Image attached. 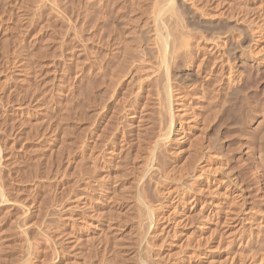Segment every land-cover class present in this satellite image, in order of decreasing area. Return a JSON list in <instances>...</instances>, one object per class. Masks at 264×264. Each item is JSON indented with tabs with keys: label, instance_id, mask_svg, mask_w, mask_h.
<instances>
[{
	"label": "rangeland",
	"instance_id": "rangeland-1",
	"mask_svg": "<svg viewBox=\"0 0 264 264\" xmlns=\"http://www.w3.org/2000/svg\"><path fill=\"white\" fill-rule=\"evenodd\" d=\"M109 1L0 0V264H230L235 253L236 264H264V0L190 1L249 29L254 56L241 70L223 54L236 30L206 41L173 26L185 49L159 72L137 39L122 65L115 50L129 0ZM179 67L196 85L177 79ZM228 74L240 91L231 99ZM211 140L229 156L215 165L236 178L230 192L219 177L193 178L219 152ZM221 200L250 218L225 228Z\"/></svg>",
	"mask_w": 264,
	"mask_h": 264
},
{
	"label": "bare ground",
	"instance_id": "bare-ground-1",
	"mask_svg": "<svg viewBox=\"0 0 264 264\" xmlns=\"http://www.w3.org/2000/svg\"><path fill=\"white\" fill-rule=\"evenodd\" d=\"M49 1V0H48ZM89 1V0H88ZM91 1V0H90ZM102 1H104V0H101V2ZM109 1V0H108ZM112 1V0H111ZM115 1V0H114ZM119 1V0H118ZM118 1H116V2H118ZM191 0H129V2H128V5L130 4L131 6L129 7L128 5L127 6H125V8L126 7H128L127 9H128V11L127 10H125V12L127 11L128 12V16H127V18L126 19H124L123 18V21L122 22H120L119 20V22L121 23L119 26H121L118 30H120V33L119 32H117V33H119L120 34V37L119 38H117L118 40L117 41H119V44H118V46H116L117 47V49L115 50L116 52H118L119 54H116L118 57H119V59H121V63H122V65H124L123 64V62L125 61V59H126V55L128 54V51L130 50V47L132 48V45L131 44H133V42H134V40H138L139 41V44H141V47H142V50L145 52V53H143L142 55H143V57H144V55L146 54V55H148L149 56V58H147V61L150 63V64H152V63H155V67H156V65H157V63H161V64H163V63H166V61L167 62H170V59H172L173 61H174V59L176 60V54L178 53L179 54V52H178V49H177V52H176V48L178 47L179 49L180 48H183V49H185L184 47H180V45H181V43L183 42H179L178 44H180V45H176L177 44V41H178V39H176V36H175V34L173 33L177 28H180L182 31H180L179 29V32H182V33H189V35H191V32H197V33H200V34H198V35H201V36H199V38L201 37V38H203L204 40H206V41H214V39L216 40V36L217 35H219V32L220 31H218V29L219 28H222V29H225V30H227V32H229L230 30H236V32H238V37H239V39L238 40H235V39H233V37H232V35H231V33H227L228 35H226V36H224L225 37V39L224 40H222L223 41V43L225 44V49H223V54H225V56L227 57V59H226V62L225 63H229V62H232V64L234 65V67L233 68H235L236 70H241V68H242V65L241 64H243V62H245V61H247V59H248V57H249V55L251 56V55H253V53H251L250 54V51H249V47H250V45H251V43H253V41H254V38H253V36H252V34L248 31L249 29H247L245 26H241V25H239V24H237V23H232V22H228V21H225V22H223L222 24L220 23V22H216L215 21V19H216V17L213 15V16H207V14L205 15L203 12H201V11H199L201 8H200V6H199V10L197 9V7H194L196 4L194 3V2H190ZM193 1V0H192ZM201 1V0H200ZM208 1V0H207ZM218 1V0H217ZM94 2V1H93ZM93 2H92V4H93ZM98 1H96L95 3H97ZM110 2V1H109ZM131 2V3H130ZM210 2V1H209ZM253 2V1H252ZM191 3H194V4H191ZM202 3H204V1L202 2ZM206 3V2H205ZM260 3V2H259ZM51 4V3H50ZM91 4V3H90ZM98 4V3H97ZM116 4V3H115ZM121 4V3H120ZM227 4V3H226ZM231 4V3H230ZM230 4H229V6H230ZM88 5V4H87ZM222 5V4H221ZM235 5V4H234ZM118 6V5H117ZM260 6V5H259ZM223 7V6H222ZM238 7V6H237ZM242 7H243V5H242ZM95 8V7H94ZM103 8V7H102ZM230 8V7H229ZM232 8H233V6H232ZM89 9V8H88ZM120 9V8H119ZM259 9V8H258ZM206 10V9H205ZM246 9H244V11H245ZM103 11V10H102ZM215 11H216V9H215ZM221 11V10H220ZM235 11V10H234ZM120 12V11H119ZM205 12V11H204ZM207 12V11H206ZM226 12H229V11H226ZM218 13V12H217ZM225 13V12H224ZM91 14V13H90ZM248 14V13H247ZM224 15V14H223ZM252 15V14H251ZM89 16V15H88ZM92 16V15H91ZM124 16V15H123ZM236 16V15H235ZM213 17H215V19L213 18ZM237 17V16H236ZM223 18V17H222ZM233 18V17H232ZM218 19V18H217ZM230 19V18H229ZM237 19V18H236ZM101 20V19H100ZM239 21V20H238ZM242 21V20H241ZM222 22V21H221ZM234 22V21H233ZM117 24H119V23H117ZM113 26V25H112ZM174 26V27H173ZM176 28L175 30L174 29H172V30H174L173 32H170V31H168L169 30V28ZM171 30V31H172ZM176 32V31H175ZM178 32V31H177ZM231 32V31H230ZM256 32V31H255ZM113 33V32H112ZM171 33V34H170ZM196 33V34H197ZM116 34V33H115ZM114 34V35H115ZM184 34V35H185ZM193 34V33H192ZM195 34V33H194ZM89 35V34H88ZM92 35V34H91ZM118 35V34H117ZM182 35V34H181ZM188 34H186V38L188 37L187 36ZM237 35V34H236ZM260 35V34H259ZM110 36V35H109ZM108 36V37H109ZM117 37V36H116ZM182 37H184V36H182ZM192 37V36H191ZM185 38V39H186ZM190 38V37H189ZM193 38V37H192ZM200 38V39H201ZM87 39V38H86ZM110 39V38H109ZM184 39V40H185ZM218 39V38H217ZM91 40V39H90ZM102 40V39H101ZM115 40V39H114ZM198 40V39H197ZM186 41V40H185ZM194 41V40H193ZM220 41V40H219ZM114 42V41H113ZM187 42V41H186ZM185 42V43H186ZM135 43H137L136 41H135ZM184 42L182 43V44H185ZM219 43V42H218ZM92 44V43H91ZM94 44V43H93ZM187 45V44H186ZM217 45V44H216ZM92 46V45H91ZM113 46V45H112ZM188 46V45H187ZM197 46V45H196ZM115 47V48H116ZM137 47V46H136ZM138 47H140V46H138ZM201 47V46H200ZM199 47V48H200ZM209 47V46H208ZM262 47V46H261ZM260 47V48H261ZM202 48V47H201ZM188 49V48H187ZM186 49V50H187ZM190 49V48H189ZM193 49V48H192ZM221 49H222V47H221ZM118 50V51H117ZM194 50V49H193ZM192 50V51H193ZM218 50V49H217ZM90 51V50H89ZM132 51V50H131ZM155 52L154 54L155 55H153L152 54V52ZM190 51V50H189ZM259 51V50H258ZM91 52V51H90ZM109 52V51H108ZM184 52V51H183ZM254 52V51H253ZM257 52V51H256ZM115 53V52H114ZM140 53H141V51H140ZM90 54V53H89ZM106 54V53H105ZM254 54H256V53H254ZM258 54V53H257ZM256 54V55H257ZM115 55V54H114ZM139 55V54H138ZM141 54H140V57L142 56ZM182 55V54H181ZM191 55V54H190ZM196 55V54H195ZM218 55V54H217ZM259 55H260V52H259ZM104 55H102V57H103ZM179 56V55H178ZM185 56V55H184ZM199 56H201V55H199ZM254 56V55H253ZM90 57V56H89ZM112 57V56H111ZM131 57V56H130ZM190 57V56H189ZM128 58V57H127ZM180 58V57H179ZM193 58V57H192ZM259 58V57H258ZM258 58H255V60H254V64L258 67L260 64V62H258ZM260 58H261V60L262 59H264V53L263 54H261L260 55ZM106 59V58H105ZM149 59V60H148ZM182 59V58H181ZM186 59V58H185ZM190 59V58H189ZM221 59V58H220ZM250 59H252V58H250ZM91 60V59H90ZM108 60V59H107ZM169 60V61H168ZM180 60V59H179ZM193 60V59H192ZM195 60V59H194ZM253 60V59H252ZM117 61V60H116ZM120 60H118V62H119ZM173 61H172V63H173ZM182 61V60H181ZM212 61H213V59H212ZM219 61V60H218ZM147 62V63H148ZM152 62V63H151ZM194 62V61H193ZM214 62V61H213ZM212 62V63H213ZM253 62V61H252ZM90 63V62H89ZM88 63V64H89ZM114 63V62H113ZM121 63H119V65L121 64ZM128 63V62H127ZM132 63H134V62H132ZM131 63V64H132ZM146 63V64H147ZM177 63V62H176ZM182 63H183V61H182ZM224 63V62H223ZM92 64V63H91ZM111 64V63H110ZM131 64H129V65H131ZM153 65V64H152ZM158 65H160V64H158ZM172 65V64H171ZM198 65V64H197ZM91 66V65H90ZM154 66V65H153ZM174 66V65H173ZM222 66V65H221ZM220 66V67H221ZM226 66H229V65H226ZM116 67L118 68V64L116 65ZM120 67H121V65H120ZM119 67V68H120ZM129 67V66H128ZM131 67H133V66H131ZM152 67V66H151ZM161 67V66H160ZM198 67H200V66H198ZM254 67V66H253ZM159 68V67H158ZM163 68V67H162ZM162 68H160V69H162ZM180 68V67H179ZM177 69L176 71H175V74L174 75H176L178 78L177 79H179V81L180 82H186L185 84H189V85H196V80H197V74H195L194 72H192L191 70H189V69H185V68H180V69ZM193 68V67H192ZM225 68V67H224ZM231 68V67H230ZM122 69V68H121ZM156 69H157V67H156ZM160 69H157V71L159 70L160 71ZM203 69V68H202ZM117 70H119V69H117ZM128 70V69H127ZM174 70V69H173ZM230 71L231 70H233V69H229ZM228 70V71H229ZM244 70V69H243ZM88 71V70H87ZM121 71V70H120ZM126 71V70H125ZM136 71H137V69H136ZM156 71V72H157ZM158 71V72H159ZM171 71V70H170ZM205 71V70H204ZM229 71V72H230ZM122 72V71H121ZM128 72V71H127ZM126 72V73H127ZM203 72V71H202ZM233 72V71H232ZM242 72V71H241ZM110 73V72H109ZM143 73V72H142ZM148 73V72H147ZM218 73V72H217ZM108 74V73H107ZM114 74V73H113ZM153 74V73H152ZM156 74V73H155ZM162 74V73H161ZM220 74V73H219ZM231 74V73H230ZM242 74H243V72H242ZM105 75V74H104ZM116 75V74H115ZM150 75V74H149ZM218 75V74H217ZM216 75V76H217ZM234 75V74H233ZM119 76V75H118ZM118 76L116 75V77L118 78ZM122 76H123V74H122ZM125 76V75H124ZM170 76V75H169ZM231 76V75H230ZM230 76H229V74L226 76V79H227V81L226 82H228V83H226L227 85H229V90H228V88H227V90L229 91L228 92V97L230 96V97H232L233 95H236L238 92H240L239 91V89H238V86L237 85H239L238 84V82L236 83V85H233L234 84V82H232V80H231V78H230ZM106 77V76H105ZM173 77V76H172ZM203 77H204V75H203ZM209 77V76H208ZM223 77V76H222ZM233 77V76H232ZM238 77V76H237ZM152 78V77H151ZM170 79H171V76L169 77ZM211 78V77H210ZM213 78V77H212ZM122 79V78H121ZM137 79V78H136ZM144 79V78H143ZM148 79V78H147ZM169 79V80H170ZM176 79V80H177ZM200 79V78H199ZM238 79V78H237ZM247 79V78H246ZM101 80V79H100ZM107 80V79H106ZM110 80H112L111 78H110ZM220 80V79H219ZM223 80H225V79H223ZM240 80V79H239ZM119 81V80H118ZM128 81H130V80H128ZM145 81V80H144ZM178 81V84L180 83ZM235 81V80H234ZM108 82V81H107ZM113 82V81H112ZM121 82V81H120ZM141 82V81H140ZM222 82V81H221ZM117 83V82H116ZM175 83H177V81L175 82ZM208 83V82H207ZM212 83V82H211ZM101 84V83H100ZM141 84V83H140ZM159 84V83H158ZM181 84H183V83H181ZM149 85V84H148ZM177 85V84H176ZM201 85V84H200ZM212 85V84H211ZM104 86V85H103ZM108 86V85H107ZM110 86V85H109ZM174 86V85H173ZM185 86V85H184ZM176 87V86H175ZM182 87V86H181ZM188 87H190V86H188ZM195 87V86H194ZM127 88V87H126ZM193 88V87H192ZM198 88H200V87H198ZM157 89V88H156ZM183 89H184V87H183ZM186 89V88H185ZM184 89V90H185ZM197 89V88H196ZM191 90V89H190ZM207 90V89H206ZM117 91V90H116ZM159 91V90H158ZM188 91V90H187ZM196 91V90H195ZM131 92V91H130ZM180 92V91H179ZM205 92V91H204ZM103 93V92H102ZM107 93V92H106ZM157 93V92H156ZM177 93V92H176ZM184 93V92H183ZM242 93V92H241ZM240 93V94H241ZM244 93V92H243ZM208 94V93H207ZM148 95V94H147ZM176 95V94H175ZM189 95V94H188ZM194 95V94H193ZM196 95V94H195ZM135 96V95H134ZM179 96H181V95H179L178 94V97H177V100L175 99V103H176V101H181V97H179ZM214 96V95H213ZM175 97V96H174ZM194 97V96H193ZM192 97V98H193ZM229 97V98H230ZM125 98V97H124ZM123 98V99H124ZM183 98V97H182ZM185 98V97H184ZM206 98V97H205ZM209 98V97H208ZM233 98V97H232ZM243 98V97H242ZM159 99V98H158ZM179 99V100H178ZM211 99V98H210ZM231 99V98H230ZM121 100V99H120ZM125 100V99H124ZM131 100V99H130ZM212 100V99H211ZM213 100H215V98L213 99ZM223 100V99H222ZM150 101V100H149ZM210 101V100H209ZM229 102H230V100H228ZM117 102V101H116ZM156 102H158V101H156ZM174 102V101H173ZM177 102V103H178ZM188 102H189V100H188ZM212 102V101H211ZM219 102V101H218ZM221 102V101H220ZM224 102V101H223ZM223 102H221L222 104H223ZM176 103V104H177ZM180 103V102H179ZM185 103V102H184ZM228 103V102H227ZM231 103V102H230ZM172 104V103H171ZM210 104V103H209ZM225 104V103H224ZM142 105H144V104H142ZM164 105V104H163ZM167 105V104H166ZM165 105V106H166ZM173 105V104H172ZM178 105V104H177ZM180 105V104H179ZM183 105H186V104H183ZM228 105V104H227ZM240 105V104H239ZM182 106V105H181ZM189 106V105H188ZM118 107V106H117ZM156 107V106H155ZM183 107V106H182ZM157 108V107H156ZM186 108V107H185ZM118 109V108H117ZM143 109V108H142ZM145 109V108H144ZM143 109V110H144ZM149 109V108H148ZM197 109V108H196ZM121 110V109H120ZM141 110V109H140ZM175 110V109H174ZM186 110V109H185ZM150 111V110H149ZM183 111V110H182ZM187 111V110H186ZM218 112V111H217ZM179 113V112H178ZM182 113V112H181ZM184 113V112H183ZM187 113V112H186ZM185 113V114H186ZM193 113V112H192ZM141 114V113H140ZM151 114V113H150ZM180 114V113H179ZM179 114L177 115V117L179 116ZM133 116H135V117H137L136 115H134V114H132ZM149 115V114H148ZM240 115V114H239ZM238 115V116H239ZM141 116V115H140ZM143 116V115H142ZM173 116V115H172ZM235 116H237V115H235ZM195 117V116H194ZM193 117V118H194ZM124 118V117H123ZM163 118V117H162ZM165 118V117H164ZM192 118V119H193ZM132 119H133V117H132ZM141 119L142 118H140V119H138L137 121H138V123L141 121ZM149 119V118H148ZM173 119V118H172ZM172 119H171V122H172ZM179 119V118H178ZM130 120H131V116H130ZM129 120V121H130ZM181 120H183V119H181ZM134 121V120H133ZM164 121V120H163ZM175 121V120H174ZM177 122V121H176ZM181 122V121H180ZM184 122V121H183ZM137 123V122H136ZM159 123H160V121H159ZM174 123V122H173ZM195 123V122H194ZM127 124V123H126ZM132 124V123H131ZM130 124V125H131ZM167 124H168V122H167ZM171 124V123H170ZM247 125V124H246ZM135 126V125H134ZM163 126V125H162ZM169 126V125H168ZM180 126V125H179ZM127 127V126H126ZM130 127V126H129ZM234 127V126H233ZM243 127H245V126H243ZM166 128H167V126H166ZM143 129V128H142ZM195 129V128H194ZM206 129V128H205ZM164 130H165V128H164ZM167 131H166V133H164V137H166V136H168L169 134H170V130H169V128H167L166 129ZM172 130V129H171ZM243 130V129H242ZM245 130V129H244ZM201 131V130H200ZM161 132V131H160ZM172 132V131H171ZM186 132V131H185ZM172 134H173V132H172ZM174 136V135H173ZM177 136V135H176ZM188 136V135H187ZM195 136V135H194ZM197 136V135H196ZM183 137V136H182ZM261 137V136H260ZM174 139H175V137H173ZM181 138V137H180ZM186 138V137H185ZM263 140H264V134H262V137H261ZM261 138H259V139H261ZM164 139V138H163ZM173 139V140H174ZM177 139H178V137H177ZM198 139V138H197ZM208 139V138H207ZM218 139V138H217ZM258 139V140H259ZM162 140V139H161ZM173 140H172V142H173ZM183 140V139H182ZM257 140V141H258ZM194 141V140H193ZM212 141L213 140H211L210 142H211V144L213 145V143H212ZM176 142V141H175ZM213 142H216V140L215 141H213ZM217 149L216 148H214V146H212V150H213V148L214 149H216L215 151L217 152V151H219V152H217L218 154H216V153H213V154H216V155H211L210 153V155L211 156H209V154H208V157H206L205 156V159L203 160V163H205L206 162V164L203 166H201L200 165V167L198 168V170L195 172L194 171V174H193V178H195V180H198V181H200V180H203V179H208V177L210 178V177H219L220 178V180L218 179V183H220V184H225L226 186V189H227V192H230L233 188H236V187H239V184H238V182H237V180H236V178L234 177V176H232V174L230 173V172H228L227 171V169H226V167H224V165L222 166V164L221 163H219L217 166L215 165L216 164V161L217 162H220L221 161V159H224V158H226L227 157V153L224 151V149H222V145H221V143H220V141L218 140L217 142ZM216 143H214V144H216ZM261 143H263V142H261ZM159 144V143H158ZM177 144H178V142H177ZM207 144V143H206ZM180 146V145H179ZM200 147V146H199ZM210 147H211V145H210ZM216 147V146H215ZM175 149V148H174ZM195 149H196V147H195ZM210 149V148H209ZM180 150V149H179ZM186 150V149H185ZM225 150H227V149H225ZM197 151V150H196ZM208 151V150H207ZM176 153H177V151H176ZM170 154V153H169ZM203 155V154H202ZM201 155V156H202ZM207 155V154H206ZM260 156V155H259ZM229 157V156H228ZM227 157V158H228ZM187 158V157H186ZM94 159V158H93ZM208 162V163H207ZM97 163V162H96ZM202 163V164H203ZM96 165V164H95ZM180 165V164H179ZM146 167V166H145ZM174 167V166H173ZM152 169V168H151ZM157 169V168H156ZM142 170V169H141ZM162 171V170H161ZM193 171V170H192ZM154 172V171H153ZM153 175V174H152ZM164 176H165V174H164ZM187 176H189V175H187ZM141 177V176H140ZM186 177V176H185ZM170 178V177H169ZM178 179V178H177ZM217 180V179H216ZM169 181V180H168ZM211 182H212V180H210ZM206 182H208V181H206ZM87 183V182H86ZM214 183V182H213ZM216 183V182H215ZM209 184H211V183H209ZM216 186V185H215ZM208 187V186H207ZM206 187V188H207ZM213 187V186H212ZM212 187L208 190L209 191V193H211L210 191H212ZM216 187H218V185L216 186ZM222 187V186H221ZM224 187V188H225ZM186 189V188H185ZM208 189V188H207ZM226 189H225V191H226ZM239 189V188H238ZM201 190V189H200ZM215 190V188L213 189V191ZM235 190V189H234ZM237 190V189H236ZM198 191V190H197ZM215 192V191H214ZM214 192H212L213 194H214ZM242 192V191H241ZM158 193V192H157ZM217 193V194H216ZM226 193V192H225ZM3 194V193H2ZM215 194L216 195H218V192H215ZM214 194V195H215ZM226 194H228V193H226ZM236 195L238 194V193H235ZM240 194V193H239ZM212 195V194H211ZM224 195V194H223ZM231 195V194H230ZM236 195H234V196H236ZM77 196V195H76ZM228 196V195H227ZM231 196H233V195H231ZM218 197V196H217ZM224 198H226V196L224 195L223 196ZM238 197H242L241 199L244 201L246 198H245V196L243 195H238ZM215 198V197H214ZM228 198V197H227ZM236 198V197H235ZM241 199H240V201L238 200V198H237V200H238V203H240L241 202ZM234 201V203H235V206L238 204H236V200H233ZM243 201L240 203L241 205H242V203H243ZM246 202V201H245ZM244 202V203H245ZM76 203V202H75ZM231 203H233V202H231ZM230 203V204H231ZM233 203V204H234ZM243 203V204H244ZM209 204H210V202H209ZM214 204V203H213ZM224 204V205H223ZM233 204H231L232 205V207H233ZM240 204H238V205H240ZM142 205V204H141ZM225 206V201H223V200H221L220 201V203L218 204H216L215 206L217 207H215L216 209H217V214H223L224 215V213H223V210H225V209H223V206ZM231 205H228L227 207L229 208V206H231ZM237 205V206H238ZM236 206V207H237ZM244 205H242V207H243ZM141 207V206H140ZM147 207V206H146ZM227 207H225V208H227ZM238 208H239V206H238ZM237 208V209H238ZM140 209V208H139ZM230 209V208H229ZM236 209V208H235ZM235 209H233L232 208V210L233 211H231V210H228V212H227V210H225L226 211V213H227V216H225V218H224V223H222V224H224V226H225V228L226 227H228V226H230L231 225V223H235L234 221L235 220H238V219H236V217H238V216H240L241 214H243V215H246L247 216V218L249 217V214L250 213H248V214H246V212H247V210L246 209H242V210H240L239 212L236 210V211H234ZM246 211V212H245ZM142 212V211H141ZM150 212V211H149ZM202 212V211H201ZM154 213V212H153ZM245 213V214H244ZM263 213V212H262ZM151 214H152V212H151ZM199 214V213H198ZM100 215V214H99ZM102 215V214H101ZM149 215V214H148ZM150 217H151V215H149L148 217H147V223L149 224V219H150ZM99 218V217H98ZM141 218V217H140ZM146 218V217H145ZM250 218V217H249ZM111 219V218H110ZM152 219V218H151ZM196 219V218H195ZM244 219H246V217H244ZM140 220V219H139ZM247 220V219H246ZM153 221V220H152ZM239 221V220H238ZM141 222V221H140ZM158 222V221H157ZM157 222H155V223H157ZM191 222V221H190ZM218 222V221H217ZM143 223H145L144 221H143ZM146 224V223H145ZM191 224V223H190ZM217 224H220V223H217ZM141 225V224H140ZM152 225V224H151ZM21 226V225H20ZM93 226V225H92ZM162 226V230L163 231H165V234H166V232L168 231L167 229H168V226L167 225H164L163 226V224L161 225ZM174 226V225H173ZM220 227H221V224L219 225ZM235 226V225H234ZM146 227H148V225L146 224ZM199 227V226H198ZM216 227H217V225H216ZM219 227V228H220ZM223 227V226H222ZM230 228V227H229ZM233 228V227H232ZM160 229V230H161ZM224 229V228H223ZM237 229V228H236ZM143 230V229H142ZM175 230V229H174ZM222 230V229H221ZM230 230V229H229ZM228 230V231H229ZM220 231V230H219ZM225 231H226V229H225ZM225 231H223L224 233H225ZM222 232V233H223ZM233 232V231H232ZM229 233H230V231H229ZM142 234V233H141ZM160 234V233H159ZM171 234V233H170ZM209 234V233H208ZM161 235V234H160ZM173 235V234H172ZM206 235V234H205ZM258 235V234H257ZM152 236V235H151ZM159 236V235H158ZM175 236V235H174ZM139 237V236H138ZM179 237V236H178ZM201 237V236H200ZM140 238V237H139ZM163 238V237H162ZM252 239V238H251ZM142 241V240H141ZM75 242V241H74ZM138 242H139V240H138ZM195 242V241H194ZM56 243V242H55ZM145 244V243H144ZM75 245V244H74ZM160 245V244H159ZM72 247H73V245H71ZM180 246V245H179ZM206 246V245H205ZM75 248V247H74ZM143 248V247H142ZM155 248H156V246H155ZM197 248V247H196ZM27 249V248H26ZM143 250V249H142ZM150 250V249H149ZM149 250H147V251H149ZM183 251V250H182ZM241 251V250H240ZM78 252V251H77ZM233 253H235V252H233ZM262 253V252H261ZM20 254V253H19ZM27 254V253H26ZM236 254V253H235ZM230 255L231 257H230V259H229V262H230V264H236V261H237V259H238V257H239V254H241V253H238V254H236V255ZM253 254V253H252ZM257 254V253H256ZM56 255V254H55ZM16 256V255H15ZM250 256V255H249ZM248 256V257H249ZM261 256V255H260ZM264 256V255H263ZM30 257V256H29ZM244 257V256H243ZM255 257V256H254ZM22 258V257H21ZM226 258V257H225ZM246 258V257H245ZM25 259V258H24ZM28 259V258H27ZM56 259V258H55ZM84 259V258H83ZM242 259V258H241ZM254 259V258H253ZM259 259H260V257H259ZM262 259V258H261ZM206 261V260H205ZM212 261H214V260H212ZM243 261H245V259L243 260ZM254 261V260H253ZM43 262V261H42ZM227 262V261H226ZM240 262V261H239ZM242 262V261H241ZM220 263H221V261H220ZM52 264V263H51ZM153 264H155V263H153ZM224 264V263H223ZM242 264V263H241ZM252 264V263H251ZM260 264V263H259Z\"/></svg>",
	"mask_w": 264,
	"mask_h": 264
}]
</instances>
